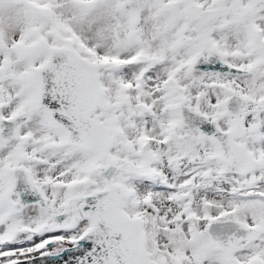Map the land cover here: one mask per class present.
<instances>
[{"label":"snow or ice","instance_id":"obj_1","mask_svg":"<svg viewBox=\"0 0 264 264\" xmlns=\"http://www.w3.org/2000/svg\"><path fill=\"white\" fill-rule=\"evenodd\" d=\"M0 264H264V0H0Z\"/></svg>","mask_w":264,"mask_h":264}]
</instances>
